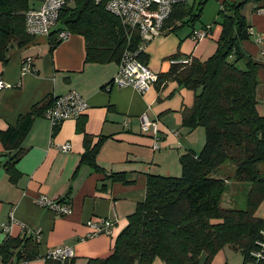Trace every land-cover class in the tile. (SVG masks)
Instances as JSON below:
<instances>
[{
    "label": "crops",
    "instance_id": "0c3cea01",
    "mask_svg": "<svg viewBox=\"0 0 264 264\" xmlns=\"http://www.w3.org/2000/svg\"><path fill=\"white\" fill-rule=\"evenodd\" d=\"M41 1L29 0L30 6L38 7ZM234 1L237 0H204L199 17L190 19L186 29L180 27L188 17L173 22V29L148 41L142 50L144 63L157 73H166L171 55L200 60L211 56L221 26L219 33L210 26L200 40L193 38L192 31L210 25L211 19L217 20L222 4ZM203 9L212 14L210 19L202 17ZM242 12L249 25V38L240 41V47L259 63L257 76L264 85V0H248ZM197 19L200 26H195ZM49 35H37L22 47H11L0 59V77L10 85L0 90V134L48 96L54 98L76 90L88 107L78 119H66L55 127L42 114L34 117L18 148H5L0 139V243L6 234L36 235L38 256L29 264H55L47 263L44 256L58 246L72 248L71 264H86L89 258H102L111 252L128 215L144 201L147 175H175L180 154L198 152L204 143V131L202 126L182 125V110L193 102L192 90L169 79L143 92L131 86L119 87L111 83L117 62L87 60L82 35L70 33L53 47L54 35ZM26 57L32 59L29 71L22 69ZM142 115L157 123V149L153 148L155 137L151 130L141 128ZM85 134L91 136V144L104 136L95 157L102 170L81 161ZM64 143H70L68 151L58 149ZM17 149H21V155L10 168L7 160ZM11 169L16 172L13 178ZM120 172L128 182L107 177ZM41 195L68 203L70 211L60 214L38 204ZM254 215L264 217V200ZM101 218L114 222L111 233L88 238L86 221ZM242 263V254L231 245H224L209 261L205 252L198 257V264ZM152 264L163 262L155 258Z\"/></svg>",
    "mask_w": 264,
    "mask_h": 264
},
{
    "label": "trees",
    "instance_id": "16d2710c",
    "mask_svg": "<svg viewBox=\"0 0 264 264\" xmlns=\"http://www.w3.org/2000/svg\"><path fill=\"white\" fill-rule=\"evenodd\" d=\"M247 1L222 4L221 31L211 56L204 60L188 56L187 62H182L178 55H171L168 71L158 73L157 82L174 80L194 92L192 105L182 110V125L202 126L204 143L198 152L180 154L179 176L147 175L144 201L128 215L111 252L102 258H89L86 264H152L155 258L163 264H198L202 252L209 261L224 245L240 251L242 264H264V217L254 215L264 200V113L257 112L255 94L259 63L240 47V41L249 38V25L242 12ZM203 3L198 0L189 6L177 5L168 25L186 17L198 18ZM30 8L29 0H0V59L11 47H22L34 38L25 29V12ZM61 30L82 35L86 59L95 62L118 63L126 47L135 50L140 42L137 32H130L94 0L67 1L55 31L49 35H54L52 47L60 41L57 32ZM143 54L140 51L137 55L142 62ZM240 62L243 68L238 67ZM52 101L50 96L38 101L14 126L3 131L0 139L5 148H18L34 117ZM103 138L100 136L95 144L90 143V135L83 138L81 161L96 170H102L95 157ZM20 155L21 149H17L7 165L11 168ZM227 159L235 164V178L250 183L244 209L219 204L226 178L213 176L212 172ZM10 173L12 178L16 176L12 169ZM107 177L127 181L121 172ZM35 238L6 234L0 243V264L29 263L36 258ZM254 252L259 256L255 257Z\"/></svg>",
    "mask_w": 264,
    "mask_h": 264
},
{
    "label": "built area",
    "instance_id": "2783aa9c",
    "mask_svg": "<svg viewBox=\"0 0 264 264\" xmlns=\"http://www.w3.org/2000/svg\"><path fill=\"white\" fill-rule=\"evenodd\" d=\"M68 0H42L40 5L30 8L25 12V29L32 35H49L57 26L60 10ZM103 5L106 11L116 16L121 24L131 31L137 32L140 38L137 49L133 50L126 47L117 63V72L112 78V84L119 87L131 86L136 90L143 92L158 80V73L150 69L144 62L137 58V55L147 45L148 41L161 34L171 25H168L169 17L173 9L179 4L192 3L196 0H94ZM262 11V9H258ZM210 25L203 29H194L192 36L196 40L205 37L209 32ZM68 30L57 32V38L62 40L68 37ZM264 57V48L261 50ZM187 62L186 58L180 59ZM22 69L29 71L32 69L31 57H26L22 62ZM10 86L0 77V90ZM86 99L76 90H70L64 94L53 98L52 103L43 111L42 115L50 121L52 126L58 125L66 119H78L87 109ZM141 128L143 131H150L155 137L153 148H159L157 142V123L148 119L145 115L141 118ZM71 148L70 143L58 145L61 151H68ZM38 204L48 207L60 214H66L70 211V205L63 201L52 200L41 195L37 199ZM113 221L106 218L89 219L86 225L89 228L88 238L100 234H110ZM255 257L259 252H254ZM45 259H53L61 264H69L73 258L72 248L69 246H58L47 252ZM22 264H29L23 262ZM246 264H257L248 262Z\"/></svg>",
    "mask_w": 264,
    "mask_h": 264
},
{
    "label": "rangeland",
    "instance_id": "374dc122",
    "mask_svg": "<svg viewBox=\"0 0 264 264\" xmlns=\"http://www.w3.org/2000/svg\"><path fill=\"white\" fill-rule=\"evenodd\" d=\"M189 5H190V3H188V6ZM211 15L212 14L210 12H208L207 9H205L202 12V17L205 20L210 19ZM216 17L218 19L217 20L211 19V22L209 24L211 27L214 28L216 33H219V29H220L219 19L222 18V15L221 14L219 15L217 13ZM188 21H190L189 17L187 19H185V23L180 27V30L183 28L186 29L187 25H189L187 23ZM200 25H201V21L199 19L195 20V26H200ZM157 36L158 35L152 37L150 40L154 39ZM238 67L243 68V63L242 62L238 63ZM257 78H258V76H257ZM255 94H256V100H257V104H256L257 112L260 114H263L264 113V85L262 84V82L259 81V79H258V82L256 84ZM200 129L202 131H204L203 127ZM202 144H203V142H202ZM201 146H200V148H201ZM200 148L198 149V151L200 150ZM174 174L175 175H173V176H179L181 174L180 164H179V168H177V173H174ZM234 174H235V164L231 159H227L224 162H222L212 172L213 176L226 178L222 193L220 195L219 204L223 208L244 209L246 207V195H247V191L250 187V183L248 181L238 180L237 178H235ZM261 175L264 176V165H262V167H261Z\"/></svg>",
    "mask_w": 264,
    "mask_h": 264
}]
</instances>
